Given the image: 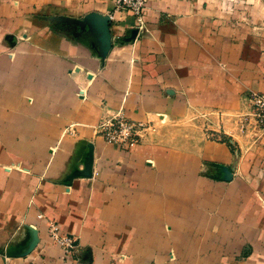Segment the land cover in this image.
<instances>
[{
	"label": "crops",
	"instance_id": "crops-1",
	"mask_svg": "<svg viewBox=\"0 0 264 264\" xmlns=\"http://www.w3.org/2000/svg\"><path fill=\"white\" fill-rule=\"evenodd\" d=\"M143 19L0 0V264H264V0H148ZM117 111L148 125L130 150L95 130Z\"/></svg>",
	"mask_w": 264,
	"mask_h": 264
},
{
	"label": "built area",
	"instance_id": "built-area-1",
	"mask_svg": "<svg viewBox=\"0 0 264 264\" xmlns=\"http://www.w3.org/2000/svg\"><path fill=\"white\" fill-rule=\"evenodd\" d=\"M115 10H126L135 17L136 26L142 28L144 13L148 0H111ZM251 104V124L259 132L264 133V92H251L248 96ZM142 123H136L125 116L122 111H117L103 118L96 125V132L108 143L130 150L140 140L141 133L146 129ZM40 217H43L40 215ZM47 235L49 239L62 251L66 258L73 257L78 251L77 238L64 232L54 220L47 222ZM79 264H87L79 259Z\"/></svg>",
	"mask_w": 264,
	"mask_h": 264
},
{
	"label": "rangeland",
	"instance_id": "rangeland-1",
	"mask_svg": "<svg viewBox=\"0 0 264 264\" xmlns=\"http://www.w3.org/2000/svg\"><path fill=\"white\" fill-rule=\"evenodd\" d=\"M145 128H147V129H148V125H147Z\"/></svg>",
	"mask_w": 264,
	"mask_h": 264
}]
</instances>
